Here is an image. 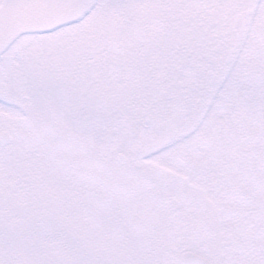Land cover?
Returning <instances> with one entry per match:
<instances>
[{
  "label": "snow or ice",
  "instance_id": "6c2138e0",
  "mask_svg": "<svg viewBox=\"0 0 264 264\" xmlns=\"http://www.w3.org/2000/svg\"><path fill=\"white\" fill-rule=\"evenodd\" d=\"M0 264H264V0H0Z\"/></svg>",
  "mask_w": 264,
  "mask_h": 264
}]
</instances>
